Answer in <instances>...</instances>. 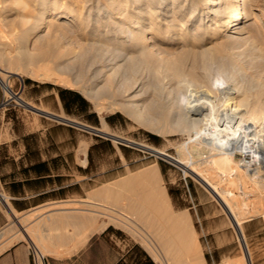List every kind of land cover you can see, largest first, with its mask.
I'll list each match as a JSON object with an SVG mask.
<instances>
[{
	"label": "bare ground",
	"instance_id": "6f19581e",
	"mask_svg": "<svg viewBox=\"0 0 264 264\" xmlns=\"http://www.w3.org/2000/svg\"><path fill=\"white\" fill-rule=\"evenodd\" d=\"M17 1L23 4L27 0ZM35 1L34 4L38 5V18L32 24L31 31L34 32L32 34L36 39L40 38V42L41 39L44 40L43 49L38 51V55V52H31L28 50L29 47H22L20 44L15 46L17 50L14 53L8 51L9 54L5 48L3 50L0 47L2 49H0V60L7 59L10 64H16V68L20 70L31 63L33 66L38 56L49 58L60 79L70 82L68 76L64 75L66 69L74 67V63L86 57L94 72L89 85H85L86 93L95 100L97 105L104 106L101 100L107 99L112 109L120 107L158 130L184 129L206 139L207 143H220L221 151L218 154L221 155L214 159L217 167H224L225 174L231 176L229 181L249 182L250 175L248 180H245V172L233 158L235 150L240 148H243L242 152L252 157L247 165L248 168L254 172L257 169L264 174V84L260 83L256 87L253 85L243 87L235 80L233 84L236 89L227 91L229 95L227 108L218 107L215 103L217 95L212 94L217 89V82L213 81L212 75L220 81L227 61L232 64L234 75L241 74V70L235 65L243 52L241 49H234L235 47L227 45L229 40L238 37L229 30L234 28V32L242 33L241 27L245 17L251 15L252 6L258 4L259 0ZM23 6L25 8L27 2ZM223 30H227V33H224L227 36L225 41L219 40ZM27 35H23L26 43ZM254 37L256 38L255 35ZM254 37H251V40ZM4 45L6 44L2 46ZM262 45L261 47H264ZM261 47L257 49L254 46L255 56L264 61V49ZM177 48L180 49L177 50ZM199 64L202 65L201 70H198ZM51 67H42L40 73L46 74ZM3 70L0 64V79L5 92L19 99L20 104L34 108L32 103L14 93L9 78L3 75ZM32 72L31 75L37 74ZM80 76L78 73L77 81L80 80ZM188 84H204L207 88L189 93ZM150 88L157 91L158 95L166 96L170 103L164 105L154 99L151 103L145 104L142 99ZM254 89L263 90V97L258 101H251V97L247 95ZM241 91L245 96L239 99ZM210 124H214L213 133L204 130ZM202 125L204 126L201 127ZM100 130L121 139L112 131ZM229 130L233 134L227 136L224 131ZM251 143L254 144L256 152L251 149V146L249 148ZM139 145L179 164L185 172L189 171L198 177L220 199L243 242L246 264H253V255L248 247L242 226V216L235 211L236 207H233V202L222 193V189L220 190L218 184L213 181V177H207L200 170L197 171L194 166V155H200L204 147L191 145L190 149L191 146H184L182 155L176 157L153 146ZM233 173L235 177L232 176ZM260 178L264 186V176ZM235 195L238 196L237 193ZM1 196L5 197L3 193ZM89 198L91 200L93 198L90 206L84 205L85 207L81 209H73L75 213L72 212L76 227L82 224V231L75 239L74 247L78 248L83 244L91 233L101 231L109 224H115L133 233H140L151 245L153 242L157 243L170 259V264H200L198 245L186 214L175 212L157 162L137 170H129L127 174L102 184L89 194ZM253 206L255 212L264 214V207L258 204ZM9 208L10 215L19 221L21 230L16 235L14 234L15 236L11 235L13 230H5L3 233L7 235L10 233L11 238L7 237L9 240L7 239L6 244L3 243L7 245L14 239L28 236L38 252L40 264H43V257L50 250L45 243V237L49 233L47 231L49 228L45 227L47 222L45 221L44 227L39 221L29 225L27 222L35 212L21 217L13 208ZM72 215H70L71 218H73ZM63 221L65 222V219ZM72 223L73 221L70 226ZM54 225L57 226V224ZM3 233L1 235H4ZM61 235L63 237V233ZM3 237L6 238V235ZM49 244L54 245L50 241ZM54 247L56 248L57 245ZM70 249L68 252L71 251ZM167 256L164 257L167 258ZM158 257L161 255L155 254V259Z\"/></svg>",
	"mask_w": 264,
	"mask_h": 264
},
{
	"label": "rangeland",
	"instance_id": "374dc122",
	"mask_svg": "<svg viewBox=\"0 0 264 264\" xmlns=\"http://www.w3.org/2000/svg\"><path fill=\"white\" fill-rule=\"evenodd\" d=\"M259 1L252 6L251 15L245 17L241 27L242 33L234 32V28L229 30L240 37L229 40L227 45L235 47L234 49H241L243 52L235 65L241 70V74L234 75L233 66L227 61L220 81L212 75L213 81L217 82V89L212 94L217 95L215 103L220 108L229 106L227 91L236 89L233 84L235 80L243 87L264 84V61L255 56L254 50V46L257 49L261 47V44L264 46V0ZM26 2L27 6L22 7ZM26 2L22 4L17 0H0V47L3 50L5 48L6 52L14 53L17 50L15 46L20 44L22 47H29L28 50L35 53L43 49L44 40L41 39L40 42V38L36 39L33 36L34 32L31 31L32 24L38 18V5L34 4L35 0ZM226 31H222L223 34H220L219 40L227 39L224 34L227 33ZM23 35H27L29 39L27 43ZM251 37L255 39L251 40ZM3 44H6L5 47L2 46ZM261 48L264 49V47ZM84 58L83 62L78 61L74 63V67L66 69L64 75L68 76L70 82L60 79L49 58L38 56L39 61L34 62L33 66L32 63L28 64L26 68H22L23 70L21 68L18 70L16 64H10L7 59L0 60L4 68L3 75L9 78L14 93L32 103L35 108L61 118L64 116L67 120L107 129L122 139L109 137L108 134H98L82 126L26 107L20 104L19 99L5 92L0 79V192L5 195L2 197L0 193V251L15 243H32L28 236H24L14 239L9 243L11 245H5L11 235H16L21 230L19 221L10 215L9 207L21 217L35 212L32 220L27 222L29 225L35 224L38 221L41 222L54 210H77L90 206L93 198L91 200L89 194L95 188L127 174L129 170H137L157 162L175 212L186 214L198 245L200 264H246V251L240 235L220 199L198 177L189 171L185 172L179 164L131 142L153 146L176 157L182 155L184 146L202 145L204 147L202 153L194 155L193 158L195 168L207 177H213V181L218 184L220 190L222 189V193L233 202L235 211L243 218L242 226L253 255V264H264V214L255 212L253 208L254 204L264 207V186H262L263 181L259 180L264 174L257 169L254 172L248 168L247 165L252 159L251 155L242 152L243 148L236 149L233 153L234 161L245 172V180L249 179L248 184L246 181V184L243 183L242 180L234 183L229 181L231 176L225 174V168L217 167L215 162L214 158L221 155L218 154L221 151L220 143H207L206 139L184 129L158 130L120 107L112 109L107 99L101 100L106 107L97 105L95 100L86 93L85 85H89L94 72L86 57ZM45 66H52L50 71L55 74L49 73L50 71H46V74L40 73L41 68ZM201 66L199 64L198 70L202 69ZM31 72L37 74L31 75ZM78 73L81 75L79 81H77ZM206 88L204 84H188L187 91L190 93ZM60 89L78 92L81 100L73 101L72 96L66 93V101L71 103L70 109H67L61 98ZM262 91L254 89L247 95L251 97V101H258L263 97ZM244 96V92L241 91L238 98ZM154 99L159 100L160 104L170 103L166 96L158 95L153 88L149 89L142 100L148 104ZM204 130L213 133L214 124H210ZM224 132L227 136L233 134L231 130ZM250 146L255 151L254 144L251 143L249 148ZM82 154L83 157H81ZM214 169L218 171L215 170V176ZM232 176L236 175L233 173ZM43 190L47 192L38 194ZM108 227L110 232L102 236L96 245L94 250L96 255L111 258L120 248L125 249L137 243L153 257L156 264H170V259L157 243L153 242L151 245L140 233H133L115 224H109ZM7 229L13 230L11 231L13 234H4L3 232ZM2 233L6 235V238L1 235ZM144 233L147 234L146 231ZM34 253L39 258L35 248ZM157 253L162 258L155 259Z\"/></svg>",
	"mask_w": 264,
	"mask_h": 264
},
{
	"label": "crops",
	"instance_id": "0c3cea01",
	"mask_svg": "<svg viewBox=\"0 0 264 264\" xmlns=\"http://www.w3.org/2000/svg\"><path fill=\"white\" fill-rule=\"evenodd\" d=\"M49 175L50 174H48V176ZM46 192H47V190H43V191H40L38 194H43ZM71 210L70 209L54 210L53 212L49 213L47 215V217L41 221L42 222L41 226L44 227L45 226L44 223L46 221L47 224L45 227L49 228V229H47V231L49 233H48V236L45 237V243H47V247L50 249L48 251V253H46L45 256L43 257V264H117L118 261L120 260V258L123 256V251H124L123 248H120L119 251H117V254L112 256L111 258H109L107 256L102 257L101 255H96L94 253L96 245L100 241V239L102 238V234L105 232L107 227L101 231H96V232L91 233V235L88 236L87 240L83 244L79 245L78 248L74 247L75 242H76L75 239H77V237H79V235L82 231V224H78L77 225L78 227H76V223L74 222L75 218H74V214H73L75 212L73 209H71ZM62 212H63V214H62ZM57 213H59V214H57ZM56 214H57V217L55 216ZM70 215H72L73 218H71ZM48 216H50V217H48ZM53 216L56 218V220H54L55 218ZM58 216H60V217H58ZM66 216H67V218H66ZM68 217H70L69 218L70 220L68 219ZM62 219L63 220L65 219V222ZM55 221H57V222H55ZM72 221H73V223L70 226V223ZM54 224H57V226ZM74 224H75V226H74ZM57 227H59V228H57ZM64 227H65V229H64ZM60 233L61 234L63 233V237ZM57 237H59V238H57ZM49 239H51V240H49ZM49 241L51 243H54V245L53 246L50 245ZM31 242L32 243H15V244L7 247L6 249L2 250L0 252V264H40L39 259L37 258L36 254L34 253V248H35L34 243L32 240H31ZM32 244H33V246H32ZM61 244L63 247L61 246ZM49 245L52 249L49 247ZM56 245H57V247L58 246L59 247L55 248L54 246H56ZM53 247L55 248V250ZM64 247H66V248H64ZM69 248H71L70 249L71 251L68 252ZM73 248H74V250H73ZM59 249H60V253H59Z\"/></svg>",
	"mask_w": 264,
	"mask_h": 264
},
{
	"label": "trees",
	"instance_id": "16d2710c",
	"mask_svg": "<svg viewBox=\"0 0 264 264\" xmlns=\"http://www.w3.org/2000/svg\"><path fill=\"white\" fill-rule=\"evenodd\" d=\"M66 93H69L72 96L73 101L81 100V95L78 92L71 89H60L61 98L63 99L67 109H70L71 103L66 101ZM109 232L110 228L108 227L102 236ZM117 264H156V262L144 248H142L137 243H133L124 249L123 256L120 258Z\"/></svg>",
	"mask_w": 264,
	"mask_h": 264
},
{
	"label": "water",
	"instance_id": "95a60500",
	"mask_svg": "<svg viewBox=\"0 0 264 264\" xmlns=\"http://www.w3.org/2000/svg\"><path fill=\"white\" fill-rule=\"evenodd\" d=\"M33 109H34V110H37V111H39V112H43V113H45V114H48V115H50V116H53V117L59 118V119H61V120H66V119L61 118V117H59V116H56V115H54V114H52V113L42 111V110H40V109H38V108H35V107H34ZM66 121L70 122L71 124L77 125V126H82V127L86 128V129H89V130H91V131H94V132H96V133H98V134H104V135H107L106 133H104L103 131H101V130H100L99 128H97V127H93V126H89V125L81 124V123H79V122L72 121V120H66ZM107 136H109V137H113V136H111V135H107ZM113 138H116V137H113ZM117 139H118V138H117ZM121 140H122V139H121ZM131 143H133V144H135V145H137V146H140L139 143H136V142H131ZM140 147H141V146H140ZM242 243H243V242H242Z\"/></svg>",
	"mask_w": 264,
	"mask_h": 264
},
{
	"label": "built area",
	"instance_id": "2783aa9c",
	"mask_svg": "<svg viewBox=\"0 0 264 264\" xmlns=\"http://www.w3.org/2000/svg\"><path fill=\"white\" fill-rule=\"evenodd\" d=\"M39 259V258H38Z\"/></svg>",
	"mask_w": 264,
	"mask_h": 264
}]
</instances>
